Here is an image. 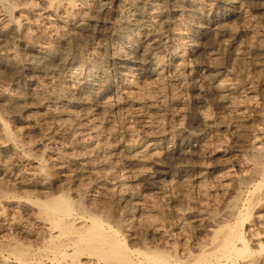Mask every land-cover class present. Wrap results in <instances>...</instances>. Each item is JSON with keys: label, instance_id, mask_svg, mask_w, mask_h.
<instances>
[{"label": "bare ground", "instance_id": "obj_1", "mask_svg": "<svg viewBox=\"0 0 264 264\" xmlns=\"http://www.w3.org/2000/svg\"><path fill=\"white\" fill-rule=\"evenodd\" d=\"M78 1L82 2L80 8V3L72 0H43L39 10L47 15L52 8L60 11L65 2L71 13L64 27L56 25L46 37L39 30L40 16H31L35 9L31 0L20 4L0 0V161H4L1 154L9 151L16 169L0 172V264H264V229L259 222L264 218V94L261 101L257 99L259 93L248 76L253 65L260 71L258 82H264V23L248 21L252 18L250 5L264 16V0H135L117 8L116 20H112L119 43L106 53H102V46L93 48L87 57L81 46L96 31L99 19L109 13L108 3L114 0ZM172 38H177L173 45ZM230 49L235 54L233 69L244 78L245 88L236 80L223 79V59ZM246 54H252L256 61L247 64ZM194 67L199 70L191 75ZM113 68L124 74L120 78L131 101L140 96V87H161L165 71L174 70L172 75L181 82L180 87L186 80L181 72H188L199 92H195V100L204 102V97L214 96L224 105L225 114L218 120L231 130L235 141L214 143L217 120L206 112L189 111L181 100L184 97L173 96L168 102L160 92L138 101L153 110L139 112L142 136L135 135L128 123L125 131L117 134L111 124L118 104L113 101L116 91L110 87ZM140 75L154 79L141 80ZM6 79L9 82L3 83ZM171 105L180 108L188 125L199 123L205 128L198 132L199 145L186 147L184 152L185 164L179 170L184 186L201 184L215 171L230 170L237 162L231 153L234 148L255 152L249 157L252 176L240 179L247 184L245 193L243 190L246 197L241 195L236 208L223 213L235 221L222 233L218 226L212 230V221L200 223L202 231L213 237L199 247L195 244L198 248L194 253L185 251L186 246L179 250L176 232L164 221L147 219L151 218L150 209L144 208L149 215L141 221L133 218L128 207V220L109 205L110 199L124 201L123 190L136 193L139 184L145 188L159 184L158 176L135 174L131 179L124 174L107 180L105 172V178L101 175L103 169L115 168L133 154L164 169L160 158H168L173 150L163 135L161 112ZM254 112H258L256 119ZM34 133L43 136L33 139ZM244 135L246 139L241 138ZM187 137L183 133L178 140L183 142ZM206 159L213 163L206 164ZM139 164L130 165L138 171ZM165 175L173 179V174ZM88 185L95 189H86ZM228 189L237 195L241 186L234 182ZM6 210L20 212L25 224L10 218ZM254 213L256 223L246 225ZM15 231L31 242L14 238ZM250 242L258 248H251Z\"/></svg>", "mask_w": 264, "mask_h": 264}, {"label": "rangeland", "instance_id": "obj_2", "mask_svg": "<svg viewBox=\"0 0 264 264\" xmlns=\"http://www.w3.org/2000/svg\"><path fill=\"white\" fill-rule=\"evenodd\" d=\"M10 1L13 2L14 0H10ZM23 1L24 0H15V3L17 2V3L20 4ZM34 1L35 0H31V3H33L34 6H35V9H33L31 11V16H36V15L38 17L40 16L39 18L37 17L38 18L37 22L39 21L38 24L40 23L39 24V27H40L39 30L43 31V33H44V35L46 37H48L47 35L50 34L52 30H54L56 25H57L56 27H64L65 26L66 22L69 19V16L71 15L70 10L68 8H66L67 7V3L66 2L64 3V5H63V7H62V9L60 11H56L55 9L52 8V9H50L48 11V15H47V14H45L46 13L45 11L39 10V9L43 8V6H42L43 5V0H36L35 2ZM72 1H74V3L76 5H77V3L78 4L80 3L78 0H72ZM133 1H135V0H114V2H109L108 3L109 13L105 17H102L101 19H99V21H98L99 24H97V28H96V31H95L96 33L94 32L93 34L88 35L89 37L87 36L85 41H84L85 44L84 43L82 44L84 46H81V48L83 49V53H84V55L86 57L93 51V48L96 49L98 47L97 49H99L102 46L101 47L102 53H106V52H108V50H110V48L112 46H114L117 43H119L120 36L116 33V30L113 29V26H112L113 21L116 20V10H118L120 8H123L124 6H128ZM81 3L79 5H77L78 8L81 7V5H82ZM65 5H66V7H64ZM220 6L223 7L224 4H221ZM248 10H249L248 13L250 14L249 17H252V18L248 19V21L252 19V20H255V21L257 20V21H259L261 23H264V16L262 14L260 15L259 14L260 12L256 11V9L254 7H252L250 5ZM33 13H35V15ZM65 13H67V14H65ZM45 15H46V17L49 16V18L48 19H44ZM173 15H174V13H173ZM41 16H42V19H41ZM66 16H67V18H66ZM48 26H49V28H48ZM184 26H181V27L184 28ZM50 28H52V29H50ZM48 31H50V33H48ZM39 33H41V32H39ZM42 34H40V35H42ZM176 39L177 38H172V40L170 41L171 45H173L174 42L176 43ZM231 50L232 49L227 51V53H226V55L224 56V59H223V61H225L223 63V68L224 69H222L223 75L225 73V78L223 77V79H227V78L230 79L231 78L230 79L231 81L233 79L232 82H235L234 80H236L235 83H238L241 86H243V85H245L244 78L242 76H239L236 73V71L233 69V63L234 62H232V61H233V59L235 60V54L233 53V50H232V52H231ZM135 59L138 61L137 57ZM251 61H252V63H254V61H256V60H255V58L253 59L252 54H246V63L247 64H249V63L251 64ZM231 62H232V64H231ZM251 66H252V69L250 68L249 69L250 72L248 73L249 74L248 76L251 78V79L249 78V80L253 81L252 84L256 88L255 91H256L257 94L259 93L258 96H257V99L259 98L258 100L261 101L262 96L264 94V87H263L264 86V82H262V83L258 82L259 81V72L260 71L258 72V68L256 69L255 67H253V65H251ZM198 70H199L198 67H194L191 70V72H192L191 75H196ZM167 73H169V74H167ZM173 73H174V70H172V73H171V70L165 71V73H164L165 77L163 76V83H162L161 87H159L158 89L157 88L152 89L150 87L149 88L148 87H140L142 89H140L137 92L138 95H140V96L137 97V99H136L137 101L134 100V98H133L134 101H131L132 99L131 98H127V95L124 93L125 92L124 84H123L122 79H121L124 74L122 73V71L120 69L113 68L112 69L113 81H112L110 87H111V89H114L116 91V93H115L116 96L114 95V98H113V101L115 100L114 104L116 105L118 103L116 106H114V111H113V114H112L113 118L111 117V120L114 123V125H113V123H111L113 128H114V131H116V130L118 131L119 130L118 132L116 131V133L119 134V135L122 134L125 131V127H124L125 123H128L131 126H133V130L134 131H132V132L135 135L142 136L141 132H140V129L138 128L139 127V122L137 120H139L138 118H139V116L142 113H147L148 111L152 112L153 110L151 108H149L148 106H145L142 103L140 104V102H142V100H145L147 98H150V99L154 98L157 95V93L160 92L164 96L166 95L165 97H166V100L168 102H170L169 100H171L173 96H176L178 98L184 97V98H181V100L184 101L185 104L188 105V106L186 105V108L189 111H192V112H199V111L206 112L208 117L211 116L210 117L211 119L217 120L218 122L216 121L217 124H215V126H213V129H214V132L216 134V138H218V139L215 138V140L213 141L214 143H217L218 141L219 142L222 141L223 143L225 142V143H228V144L233 143V141H235V139L230 137L231 130L229 131L226 128H224L223 124H220L219 120H218L219 118L223 117L224 114H225L224 113V105L218 103L214 96L207 97L208 99L206 97H204L202 99V101L204 100V102H199V101L195 100V97H197V94L199 92L196 89V86H194L195 85L194 81L190 80V76L191 75L188 72H186V73L185 72H181L182 75L185 76L186 80L184 81L185 83L182 82V86L183 85L184 86L180 87L181 82L177 81L176 78L173 77V75H172ZM183 73H185V74H183ZM188 74H189V78H188ZM256 74L258 75V77H257ZM118 75H120V76H118ZM140 76H141V80H144L145 78H146L145 80L154 79L152 76H145V77L143 75H140ZM142 77H143V79H142ZM4 81L5 82H3V83H7L8 79H6ZM262 84H263V86H262ZM243 88H245V87L243 86ZM167 89H169L170 91L167 90ZM163 90H165V91H163ZM140 92H141V94H140ZM195 92H198V93H195ZM145 93H147V94H145ZM165 93H167V94H165ZM177 93H179L180 95L179 94L176 95ZM149 94H150V96H149ZM243 94L247 95L248 93L246 94V92H245ZM140 97H142V98H140ZM116 100H118V102H116ZM32 101H34V100H31V102ZM138 101H140V102H138ZM34 103H35V101H34ZM131 103H132V105H131ZM128 104L131 105L132 107L129 106ZM129 107H130V109H129ZM169 108L170 109H168V107H167L166 109L162 110L163 112H161V114H162V119H161V121H162L161 125L162 126L161 127H162V130L164 132L163 135L169 141V143L171 145V148L173 150L172 154L168 158H164V157H163L164 159L162 157L160 158V164H165L164 165L165 166L164 169L162 168V170H161V168H158L150 160L141 159V157L139 158V156H140L139 154H133L132 156L129 155L130 157L126 156L115 168L114 167H112V168L107 167V168L103 169L102 170L103 172L101 171V175L102 174L104 175L106 173L107 177L104 175L103 178L106 177L105 179H107V180H112L115 177L120 176V175H124V174H125L124 176L127 175L131 179L133 177L135 178V176L146 175V174L147 175L150 174L152 176H158L159 179H157V180H159V184L153 185V187H151V188H145L144 185L139 184L138 186L135 187V190L137 191L136 193L133 192V191H129V190H127V191L123 190V192H124L123 193L124 201L121 202L123 206L120 205L121 204L120 202H117L114 199H110V200L108 199L109 200V205L113 204L112 206L118 212H120L121 214L123 213L122 215L128 220H130V218H128L130 216H128L127 212H126L128 207L131 208V210H133L132 211L133 212V214H132L133 218L136 219V220H141V221L144 220L143 219L144 216L146 217V215H149V214L145 213V209L144 208L150 209L151 210V212H150L151 213L150 214L151 218L149 216H147L146 218L147 219H157L159 221H161V220L164 221L167 225H169V227L174 232H176V233H174L175 238H174V236H173V238H174V240L177 239V243L176 244H177V247L179 248V250H181V251L185 250V246H186V250L185 251H192L194 253L196 251V249L200 246V243H207V241L209 243V242L212 241L211 237H213V236H211V233L202 231V228H201L202 224L211 223V221H212L211 225H212L213 229L212 228L211 229L212 230H214V229L218 230V227H220L219 231H220V233H222L224 230H226L229 227V225L231 223H233L235 221V220L232 221V219L230 220V217L226 218V215L224 216V214L227 213V210L230 211L231 209H234V207L236 208L237 199H239L242 196L246 197V195L244 193H245V191L247 190L248 187H247V184L241 182V180L243 181V179L245 180V179H247V177L249 178V177L252 176L251 175L252 174V168H251V165H250V159H252V157H254L253 154L255 155V152H254L253 149H250V148L248 149V151H247V149H244V151L242 149H240V151H239L238 148H237L238 150L236 148H234V149L231 150V153L235 157L237 162L232 164V166H230V170L228 168V171H227V169H226V171L225 170L215 171L213 174H209L206 177V179L201 184L192 183V184H189L190 186L189 185L188 186H184L183 183L180 182L181 179L179 178V170L182 168L181 166L185 164V160L184 159H185V155H187L184 152H185V150L188 149L186 147L194 148L197 145H199L200 142H199V139L197 138V135L200 132L202 133V129L204 131L205 128H203V126H201L199 123L198 124L196 123L194 125H188L184 121L183 117L181 116V113L179 111L180 108L178 106L171 105ZM33 110H35L33 112H37L36 109H33ZM115 111L117 112V114H116ZM117 115H119V117ZM137 115H138V117H136ZM257 116H258V112L257 113L256 112L252 113V117H254L255 119H256ZM115 119H116V122H115ZM181 121H183L184 123L181 122ZM188 127H190V128H188ZM136 130H137V133H135ZM195 130H196V132H194ZM220 130H221V132H220ZM167 132H169V133H167ZM183 133H187L188 137L186 138V140L181 142V141L178 140V136H180ZM227 133H229V134H227ZM34 134L36 136H34ZM34 134H32L33 135L32 136L33 139H35L36 137L38 139H40L43 136V135L41 136L40 134H37V133H34ZM174 135H175V137H174ZM45 137H44V139H45ZM219 138H221V139H219ZM241 138L246 139L247 136L244 135ZM44 139H43V145L45 144L44 143ZM251 152L253 154H251ZM2 155H3L4 161L3 162L0 161V172L4 168H8L9 171L11 170L12 172H16V169L12 166V163H11L12 162L11 158L13 157L11 152L7 151V152H4L3 154H1V156ZM7 156L10 158V160L7 158ZM103 156L105 157L106 155L103 154ZM250 156H252V157L249 158ZM195 158L196 157H194L193 160H195ZM130 160H131V162H130ZM133 162H138V164L140 163L139 167L137 168V169H139L138 171L136 169L134 170L132 165H130ZM204 162L206 164L211 165L213 163V160L212 159H208V160L206 159ZM1 163H3V164H1ZM249 168H251V169H249ZM250 170H251V172H250ZM159 172H161V173H159ZM167 173L168 174H173V179L168 177L167 175H165ZM227 173L229 175H227ZM137 174H139V175H137ZM160 178H161V180H160ZM234 182H238V185L241 186V189L238 191L239 193L237 192V195H236V192L232 193L228 189V186L230 188L234 184ZM253 183H257V180H255V181L253 180ZM91 185L86 186V189H87V187L89 189H92V190L95 189ZM185 187H186V189H185ZM243 190H244V193H243ZM125 193H127V194H125ZM185 193H186V196H185ZM179 195H181L182 197L179 198V199L176 198V196H179ZM226 197H227V199H226ZM125 201H126V203L128 201V203L126 204ZM231 206H233V207H231ZM123 207H126V208H123ZM13 211L6 210V212L10 215V218L13 217V218L17 219V221H20L21 223L25 224V217L23 215H21V213L16 211V210L14 211V215H12ZM121 211H124L125 213L121 212ZM141 212L142 213L144 212V213L142 214ZM18 214H20V215H18ZM153 214H154V217L152 216ZM218 215H219V217H221L220 219H219ZM256 216H257L256 213H254L249 218L248 221L246 220V225L253 226L256 223V221H257V219L255 218ZM227 220H228V222H227ZM218 221H220V222H218ZM252 221L255 222V223H253ZM262 221L264 222V218H263V220L261 219V221L259 220V222H261L262 225H263L264 223ZM224 222L226 224H224ZM200 223H202L201 226H200ZM220 223H221V225H220ZM228 223H229V225H228ZM172 225H173V227H172ZM262 225H261V228L263 227V229H264V225L263 226ZM255 229H256V226L254 228H252V230H255ZM177 232H178V234H177ZM18 233H19L18 231H15L14 233H12V236L14 238H17V239L21 240V241H26V242L30 241L31 242V240L25 239L21 235V233H19L21 235L20 236L21 238H20L19 235H17ZM246 235H247V239L251 238V237L248 236L249 235V229H247V234ZM210 239H211V241H210ZM183 242H184V245H183ZM250 243H251L250 244L251 248H254V249L258 248V247H256L254 245V242H250ZM195 244L198 247L195 246Z\"/></svg>", "mask_w": 264, "mask_h": 264}]
</instances>
